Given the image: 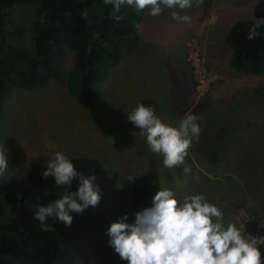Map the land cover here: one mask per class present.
I'll return each instance as SVG.
<instances>
[{
  "label": "rangeland",
  "instance_id": "374dc122",
  "mask_svg": "<svg viewBox=\"0 0 264 264\" xmlns=\"http://www.w3.org/2000/svg\"><path fill=\"white\" fill-rule=\"evenodd\" d=\"M37 11L36 2L9 10L23 30L9 39L28 53L33 51L30 29ZM180 14L190 16L191 23L173 20L171 10L157 17L143 11L134 49L97 85L93 105L67 90L74 67L70 48L60 76L37 90L12 87L3 102L0 144L7 149V181L23 178L35 162L48 164L58 151L96 157L103 164L108 222L97 229L80 224L87 242L78 264H128L109 246L107 230L125 214L126 222L134 221L141 209L129 191L148 168L157 172L159 189L173 190L180 200L203 194L221 208L225 226L231 222L242 232L264 236V73L232 67L224 42L234 21L264 17V0H205ZM139 103L152 106L172 126L185 115L199 117L202 131L184 165L165 168L163 156L150 150L146 135L127 119ZM223 148L226 154L237 153L232 165L227 164L231 157L219 151ZM248 157L257 167L244 162ZM129 177L136 178L129 182ZM259 248L264 264V245Z\"/></svg>",
  "mask_w": 264,
  "mask_h": 264
},
{
  "label": "trees",
  "instance_id": "16d2710c",
  "mask_svg": "<svg viewBox=\"0 0 264 264\" xmlns=\"http://www.w3.org/2000/svg\"><path fill=\"white\" fill-rule=\"evenodd\" d=\"M31 2L38 4V11L30 29L33 51L28 53L9 39L23 33L9 10L16 4ZM111 9L112 5H105L103 0H0V114L12 87L37 90L60 76L66 48L74 52V67L67 78L68 92L87 105L96 103L97 85L134 49L143 15V11L122 5L118 14L123 19L116 22L109 15ZM254 22L255 19L248 18L234 21L224 42L231 50L232 67L259 74L264 73V26L250 40L248 33ZM236 155L225 153L226 158L231 157L227 164ZM69 157L85 176L95 175L93 183L100 189L99 203L82 213L70 212V226L50 217L46 223L55 230L44 231L35 219L37 208L60 198L65 191L64 186L56 185L54 177L42 178L47 164H31L21 179L7 181L0 176V264H78L87 242L80 224L97 229L108 222L103 164L88 155ZM244 162L254 168L259 164L250 157ZM77 187L78 181H74L71 191ZM158 190L157 172L148 168L133 183L129 197L136 208L143 209L152 206V197Z\"/></svg>",
  "mask_w": 264,
  "mask_h": 264
},
{
  "label": "clouds",
  "instance_id": "9594fccd",
  "mask_svg": "<svg viewBox=\"0 0 264 264\" xmlns=\"http://www.w3.org/2000/svg\"><path fill=\"white\" fill-rule=\"evenodd\" d=\"M112 5L110 17L119 22L122 5L145 11L157 17L171 10V17L178 23H191L192 18L180 13L188 8L202 6L205 0H103ZM264 26V17L256 18L248 39H255L257 29ZM127 119L146 135L150 150L163 156V166L174 168L184 165L193 139L202 131L199 117L188 114L178 126L162 121L152 106L139 103L128 113ZM7 149L0 144V176L7 170ZM184 172L190 168L184 167ZM42 178H55L57 186H64L60 198L47 205H41L35 212L41 230H55L46 221L56 217L70 226L73 217L70 212L82 213L89 206H96L100 189L93 181L95 175L85 176L78 171L69 156L56 152L49 160ZM136 177H129L134 182ZM74 181L78 187L71 191ZM78 200L80 202H78ZM127 214L111 223L108 228V244L128 264H262L259 246L264 245V236H253L242 232L234 223L225 226L224 213L220 207L210 203L203 194L178 199L173 190L159 189L152 197V206L135 213L134 221L126 222Z\"/></svg>",
  "mask_w": 264,
  "mask_h": 264
}]
</instances>
